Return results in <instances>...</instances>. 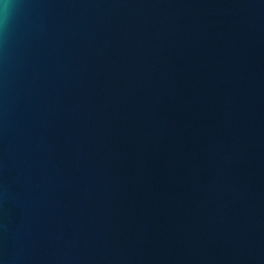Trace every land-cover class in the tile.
Wrapping results in <instances>:
<instances>
[{
	"label": "water",
	"instance_id": "1",
	"mask_svg": "<svg viewBox=\"0 0 264 264\" xmlns=\"http://www.w3.org/2000/svg\"><path fill=\"white\" fill-rule=\"evenodd\" d=\"M12 2L0 264H264V0Z\"/></svg>",
	"mask_w": 264,
	"mask_h": 264
},
{
	"label": "clouds",
	"instance_id": "2",
	"mask_svg": "<svg viewBox=\"0 0 264 264\" xmlns=\"http://www.w3.org/2000/svg\"><path fill=\"white\" fill-rule=\"evenodd\" d=\"M14 7L12 0H0V29L3 28L9 11Z\"/></svg>",
	"mask_w": 264,
	"mask_h": 264
}]
</instances>
